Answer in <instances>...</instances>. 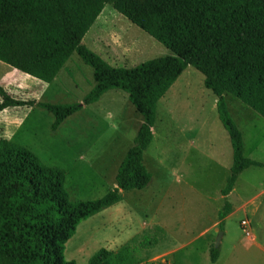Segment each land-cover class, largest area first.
<instances>
[{
    "label": "rangeland",
    "instance_id": "374dc122",
    "mask_svg": "<svg viewBox=\"0 0 264 264\" xmlns=\"http://www.w3.org/2000/svg\"><path fill=\"white\" fill-rule=\"evenodd\" d=\"M83 39L85 46L96 43L101 55L117 67L131 68L172 55L108 4ZM110 39L114 48L108 50ZM92 85V69L76 53L51 82L0 61V87L18 100L79 104ZM214 98L204 88L203 76L187 66L156 104L153 138L143 159L152 185L143 191L124 192L117 203L79 222L64 245L66 261L87 264L97 251L106 249L120 252L121 264H163L161 259L168 264H212L206 245H213L216 235L203 231L214 217L217 220L215 210L222 206L219 191L226 175L219 164V152L224 150L218 149V141L227 136L212 108ZM224 100L242 133L243 155L264 164V119L228 93ZM53 120L51 113L36 106L4 109L0 111V139L26 148L48 167L63 170L64 187L72 202L102 198L115 184L117 161L132 146L141 120L126 93L110 90L65 119L55 131L51 130ZM235 187L243 198L264 189V167L244 170ZM241 218L242 214H236L224 223L217 264L228 258L264 264V255L252 251L245 255L240 246L230 251V241L245 240L238 225Z\"/></svg>",
    "mask_w": 264,
    "mask_h": 264
},
{
    "label": "trees",
    "instance_id": "16d2710c",
    "mask_svg": "<svg viewBox=\"0 0 264 264\" xmlns=\"http://www.w3.org/2000/svg\"><path fill=\"white\" fill-rule=\"evenodd\" d=\"M110 5L172 55L131 68L113 67L81 43ZM92 69L94 86L74 104L18 100L0 87V111L39 107L54 117L51 130L108 90L126 93L141 117L115 176V188L93 201L72 202L65 172L44 165L26 148L0 139V264H75L64 245L82 220L117 203L120 191L144 189L151 180L142 156L152 139L157 102L187 66L203 76L216 97L218 119L232 147L226 196L245 169L263 165L243 155L242 136L230 117L228 93L264 119V0H0V61L51 82L73 54ZM230 207L224 203L219 229ZM219 247L211 246L215 262ZM120 252L100 249L87 264H121Z\"/></svg>",
    "mask_w": 264,
    "mask_h": 264
},
{
    "label": "crops",
    "instance_id": "0c3cea01",
    "mask_svg": "<svg viewBox=\"0 0 264 264\" xmlns=\"http://www.w3.org/2000/svg\"><path fill=\"white\" fill-rule=\"evenodd\" d=\"M99 40L100 39H95V41L97 42V44H98V41ZM81 43L84 44V39L83 38L81 40ZM106 43H107L106 49L111 50V49L114 48L113 45H112V44H114V42L112 41V39L108 40ZM95 44H88V45H86V47L89 50H91L92 52H94L95 54H97L98 56H100L110 66H113V65L110 64V62H108L107 58L106 59L104 58V55H101L99 49L96 47ZM108 53H110V51H108ZM70 58H71V56L65 61V63L63 64V67L59 70V72L57 73V75L55 76V78L59 75V73H60L61 70H64L65 69L66 64L68 65V61L70 60ZM113 67H117V66H113ZM92 76H93V74H92ZM55 78L53 80H55ZM93 86H94V81H93L92 87ZM113 90H117V89H113ZM109 91L110 90H108L104 94H102L101 97L96 102H98L101 98H104L106 96L107 92H109ZM164 96L162 98H164ZM120 98L121 97H119L117 99L120 100ZM212 104H213L212 108L216 110V97L214 98V101H213ZM227 111H228V109H227ZM216 113H217V110H216ZM229 115H230V113H229ZM230 117H231V115H230ZM217 118H218V115H217ZM232 120L235 123L234 119H232ZM140 124H141V120L139 121V125ZM235 125H236V123H235ZM236 127L240 131V129H239V127L237 125H236ZM151 132H152V138H153V127H152ZM240 133H241V131H240ZM226 134H227V132H226ZM241 136H242V133H241ZM222 139L223 140L220 139L218 141V143H219L218 149H220V147H222L223 150H224L222 153L219 152L220 153V158H221V162L219 164H220L221 168H223L224 175H226L225 178L227 180V177L229 176L228 173L230 172V168H231V165H232V147H231V143H230L228 134H227V136L225 135V137H223ZM242 141H243V151H244L245 142L243 140V136H242ZM192 145L194 146L195 143H193ZM211 147H213V144H211ZM127 150H126V152H127ZM126 152L124 153V155L121 158V160H118L117 161V164H116L115 169H114V171H116V173H117V170H118V168H119V166H120V164H121V162H122V160H123ZM115 157L117 158V155L116 154H115ZM143 159H144V152H143V156H142V160ZM224 160H225V166L223 165V161ZM112 161H115V160H112ZM252 161H254V160H252ZM254 162H257V161H254ZM257 163H260V162H257ZM143 164H144L146 170L150 173V171L148 170V167L146 166L144 160H143ZM181 164H182V162H181ZM260 164H262V163H260ZM262 165H263L262 167H264V164H262ZM252 167H256V166H252ZM178 170H179V168H178ZM179 172L182 173L181 170H179ZM116 173H115V176H116ZM180 173H179V177L181 178L182 175ZM150 175H151V180H150V182H149L148 185L151 186L152 185V182H153V177H152V174L151 173H150ZM226 180H225V183H226ZM236 182H237V179H236V181H235V183H234L231 191L226 196H223L222 193H221V191L224 189L225 185H224L223 189H220V191H219V194H220L219 197L222 200V206L219 209H216L215 210L217 220L214 217L213 218V222H211L210 226H208L207 228H205V230L203 231V234H209V233L212 232V235H214V236L217 235V233L219 231H221L219 229V217H218V215H219L220 211L222 210V207H223L224 203L227 202L228 205H229V207H230V210H229V213L226 215V217L223 220L222 237H221V240H220V243H219V246H218L219 247V255H218V258H217V260L215 262H211L212 264H217L219 262V258L222 255V251H220V247H221L220 245H222V241L224 239L225 231H226L223 228L224 227V223L228 219H230L231 217H233L236 214H242V217H243V218H241L239 220L238 225H239L240 221L243 220V219H246L248 221V223H249V230H250V236L249 237H246L242 233L243 237L245 238V240H244L243 243L241 242V237L239 238L240 240L238 239V240H235V241H230L229 242V249H230V251H234L238 246H240L241 247V251L245 255L248 254V252H250V251L255 252V253H258L260 256H263L264 255V222H263V220H264V201H263L264 189H262V190H260L258 192L252 193L251 195L246 196L245 198H243V197H240V194L238 193V189L235 187ZM148 185L144 189H142V191L143 190H146V188L148 187ZM115 186H116V184L113 185L112 189L115 188ZM135 191H140V190H135ZM123 193H124L123 191H120V199L119 200H121V194L123 196ZM231 198H233L234 200H231ZM239 228L241 229L240 225H239ZM240 242H241V244H240ZM206 246H207V251H208V254H209V250H210L211 246H213V245L210 243L209 245H206ZM169 254L170 253L167 252L164 255V257L167 256V255H169ZM150 262H152V261H150ZM160 262H162L163 264H168V261L167 260H164V259H161ZM250 262H251V264H261V263H259L260 261H258V260H252ZM171 263L173 264L172 261H171ZM221 264H249V263L247 261L231 262V261H229V258H228L225 261H223Z\"/></svg>",
    "mask_w": 264,
    "mask_h": 264
},
{
    "label": "built area",
    "instance_id": "2783aa9c",
    "mask_svg": "<svg viewBox=\"0 0 264 264\" xmlns=\"http://www.w3.org/2000/svg\"><path fill=\"white\" fill-rule=\"evenodd\" d=\"M241 227V231L244 236L249 237L250 236V230H249V223L247 220H241L239 223Z\"/></svg>",
    "mask_w": 264,
    "mask_h": 264
},
{
    "label": "water",
    "instance_id": "95a60500",
    "mask_svg": "<svg viewBox=\"0 0 264 264\" xmlns=\"http://www.w3.org/2000/svg\"><path fill=\"white\" fill-rule=\"evenodd\" d=\"M221 237H222V231H219L214 239V243H213V247L214 248H218L219 246V243H220V240H221Z\"/></svg>",
    "mask_w": 264,
    "mask_h": 264
}]
</instances>
